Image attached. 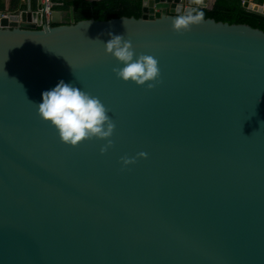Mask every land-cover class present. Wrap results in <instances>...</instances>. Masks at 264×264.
<instances>
[{"label":"water","instance_id":"1","mask_svg":"<svg viewBox=\"0 0 264 264\" xmlns=\"http://www.w3.org/2000/svg\"><path fill=\"white\" fill-rule=\"evenodd\" d=\"M209 4L143 0L139 18L78 22L70 9L66 24L54 11L47 26L38 0L0 18V264H264V32L172 30ZM108 33L158 61L152 89L116 77ZM61 80L109 110L104 154L39 119L31 102Z\"/></svg>","mask_w":264,"mask_h":264},{"label":"clouds","instance_id":"2","mask_svg":"<svg viewBox=\"0 0 264 264\" xmlns=\"http://www.w3.org/2000/svg\"><path fill=\"white\" fill-rule=\"evenodd\" d=\"M190 2L199 5L201 0ZM203 21L204 12L197 7H189L183 14L172 19L171 27L178 33L187 32ZM108 35L110 39L104 43L105 54H110L123 65L112 69L116 77L137 86L147 82V88L152 89L155 86L153 82H159L158 61L151 55L136 54L132 42L124 36L112 33ZM41 98L42 102L39 104L30 102L36 105L39 119L55 129L61 143L76 147L85 140H103L106 143L100 148L101 154L112 147L111 136L115 123L108 115L109 110L97 97L61 80L51 90L42 92ZM137 156L146 158L147 153L139 152ZM135 159L121 158L125 166L134 163Z\"/></svg>","mask_w":264,"mask_h":264},{"label":"trees","instance_id":"3","mask_svg":"<svg viewBox=\"0 0 264 264\" xmlns=\"http://www.w3.org/2000/svg\"><path fill=\"white\" fill-rule=\"evenodd\" d=\"M142 1L54 0V2L60 3L54 9L65 13L72 9L75 22L86 19L105 21L118 17L139 18L141 16ZM253 3L260 5L262 0H253ZM20 7L23 8L18 0H9L8 4L5 0H0V13L6 10L14 11ZM199 10L204 12V19L210 18L228 24H245L264 32V15L244 8L242 0H214L209 8Z\"/></svg>","mask_w":264,"mask_h":264},{"label":"built area","instance_id":"4","mask_svg":"<svg viewBox=\"0 0 264 264\" xmlns=\"http://www.w3.org/2000/svg\"><path fill=\"white\" fill-rule=\"evenodd\" d=\"M28 3H30L31 0H27ZM38 1V0H37ZM209 1V5H211L213 3L214 0H208ZM253 1V0H251ZM20 2H25V0H19ZM40 4H41V8L39 10L40 14H41V23L42 25H51V16L52 13L54 12V7L60 3H56L54 2V0H39ZM246 2V0H242V5ZM259 6H264V0H262V4H260ZM21 9L18 8L14 11H4L2 13H0V18H8L10 15L15 14V13H20Z\"/></svg>","mask_w":264,"mask_h":264},{"label":"crops","instance_id":"5","mask_svg":"<svg viewBox=\"0 0 264 264\" xmlns=\"http://www.w3.org/2000/svg\"><path fill=\"white\" fill-rule=\"evenodd\" d=\"M8 1L9 0H5V2L8 4ZM19 1V0H18ZM88 1H96V0H88ZM248 1H251V0H248ZM253 2V1H251ZM21 6H23V8L20 7V9H27V6L28 4H30V9L32 11H35L36 10V7H37V0H31L30 3H28L27 0H25V2H20L19 3ZM17 9V8H16ZM54 11H58V10H54ZM60 12V11H59ZM73 12V11H72ZM61 13V19H62V23H69V12L68 13H65V12H60Z\"/></svg>","mask_w":264,"mask_h":264}]
</instances>
